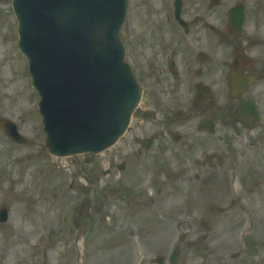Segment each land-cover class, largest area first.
Masks as SVG:
<instances>
[{
    "label": "rangeland",
    "instance_id": "374dc122",
    "mask_svg": "<svg viewBox=\"0 0 264 264\" xmlns=\"http://www.w3.org/2000/svg\"><path fill=\"white\" fill-rule=\"evenodd\" d=\"M138 1L134 0V16L141 18L146 14V10L141 5H137ZM9 3L10 0H5L2 5L4 8H8ZM2 14L6 18L9 14L7 11L0 12V29L5 30ZM2 23L3 26H1ZM11 57L12 62L19 66L20 74L26 75L19 52L13 51ZM11 74L14 75V71H11ZM11 74L9 73L8 76ZM28 80L21 81L17 87L9 84L8 90L11 91H7V87H5L6 94L7 92L12 95L19 93L16 102L20 103V110L16 113L15 118L19 119L21 132L29 141L28 145L24 147L11 144L1 134L0 128V167L10 171L8 174L0 172V208L5 206L10 214L9 222L6 225H0V238H2V240L0 239V264H17L18 261L22 264L24 255L31 252L27 248V242L40 233L51 234L52 240L47 246L40 247L38 255L49 249L53 262L61 263L59 255H64L69 260L70 255H73V249L66 233L69 229L74 232L77 228L71 226V214L76 215V221L80 219V212L76 210L77 206L82 204L76 183L77 165L72 166L69 161L65 160H52L45 153L44 136L41 131H38V120L31 111H28L31 103L33 102L34 106L37 100L34 92L26 89ZM7 101H4L0 96V106ZM201 147L209 153L218 151L217 144L213 141H205ZM124 149V147H120L117 152L121 153ZM45 154L51 159L48 168H43L49 163L43 161L47 159ZM220 156L222 155L220 154ZM104 160L106 161L107 158ZM30 166H36L35 169L40 168L39 172H46L47 176L59 178V182L53 184L52 181H47L45 185H42L36 179L39 172L36 174L34 171L22 172ZM58 167L61 168L57 169ZM13 183L16 190L21 191L19 195L14 196L15 198L8 196V191ZM119 188L124 189L125 186L120 183ZM203 189L204 187L200 188L196 183L189 193V195L197 196L198 205L202 208L201 212L197 213L189 208L181 209V212L188 210L191 212L184 217L185 222L181 224L184 226L181 232H186L187 239L182 245L178 264H241L239 259L230 261L228 257L240 250L239 235L241 232L251 230V225L239 223L241 219L238 211L224 213L220 207L214 205V198ZM117 197L120 198V205L123 206L125 200L121 198V195ZM42 200L51 204L52 209L43 205ZM124 210L126 211L124 218L126 228L129 229L130 224L135 225L144 239L132 240L126 235V232L117 233L109 225H107V230L101 228L93 235L92 228L85 236L84 241L85 264H133L134 260H137L138 264L141 256L135 254L132 243L144 254L141 264H151L153 256H165L176 242L171 239L173 231L166 230L165 225L156 228L154 223H141L137 217L131 218V216L139 214L128 215L130 212H135L134 208L131 210L125 208ZM205 210H212L213 213L207 217L204 213ZM37 213H39L40 219L36 218ZM43 213H47L48 217L44 219ZM181 219H183L182 216ZM12 226L17 228L15 234L11 229ZM253 231L264 233V225H255ZM168 232L171 233L170 239L166 238ZM31 233L33 235L25 242V237ZM71 251L72 254H70Z\"/></svg>",
    "mask_w": 264,
    "mask_h": 264
}]
</instances>
